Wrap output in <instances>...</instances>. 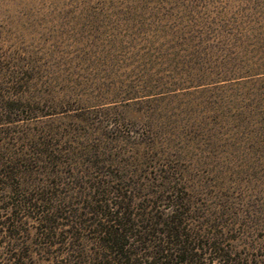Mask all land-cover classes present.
I'll return each instance as SVG.
<instances>
[{"label": "rangeland", "instance_id": "374dc122", "mask_svg": "<svg viewBox=\"0 0 264 264\" xmlns=\"http://www.w3.org/2000/svg\"><path fill=\"white\" fill-rule=\"evenodd\" d=\"M5 52L23 75L0 105L30 109L5 113L1 145L86 137L243 207L264 239V0H0Z\"/></svg>", "mask_w": 264, "mask_h": 264}, {"label": "trees", "instance_id": "16d2710c", "mask_svg": "<svg viewBox=\"0 0 264 264\" xmlns=\"http://www.w3.org/2000/svg\"><path fill=\"white\" fill-rule=\"evenodd\" d=\"M13 67L0 80L16 89ZM1 102L0 120L30 109ZM84 138L0 144V264H264L243 207L194 196L167 168L142 177Z\"/></svg>", "mask_w": 264, "mask_h": 264}]
</instances>
